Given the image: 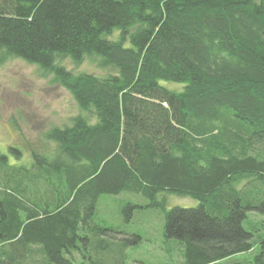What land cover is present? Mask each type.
I'll return each instance as SVG.
<instances>
[{
    "label": "trees",
    "instance_id": "1",
    "mask_svg": "<svg viewBox=\"0 0 264 264\" xmlns=\"http://www.w3.org/2000/svg\"><path fill=\"white\" fill-rule=\"evenodd\" d=\"M93 57L104 74L64 65ZM6 58L53 75L79 113L30 168L0 154V264H126L128 234L97 221L125 192L165 212L176 264H264L248 218L264 216V0H0ZM164 194L198 205L166 211Z\"/></svg>",
    "mask_w": 264,
    "mask_h": 264
},
{
    "label": "rangeland",
    "instance_id": "2",
    "mask_svg": "<svg viewBox=\"0 0 264 264\" xmlns=\"http://www.w3.org/2000/svg\"><path fill=\"white\" fill-rule=\"evenodd\" d=\"M112 37H115V33ZM95 57L84 60L75 66L69 60L65 67L75 73L88 72L104 74ZM106 71V70H105ZM159 84L167 89L180 91L183 84L160 80ZM79 110L70 94L54 81L53 75L45 74L36 65L21 59L6 58L0 63V154L7 158V164L15 167L30 168L32 151L41 150L45 132L53 126H61L68 118L77 115ZM166 211L174 207L192 208L198 202L188 197L164 194ZM126 204L142 208L132 209L123 214ZM146 200L131 193L117 196H101L97 208V221L106 229L118 228L128 234V257L126 264H176L180 262L179 250L173 248L175 241L164 237V215L160 208H145ZM251 222L263 221L259 227L264 239V216L248 212ZM245 227L246 222H245ZM138 236L139 239L134 237ZM259 240V239H258ZM258 249L246 253L244 258H252Z\"/></svg>",
    "mask_w": 264,
    "mask_h": 264
}]
</instances>
